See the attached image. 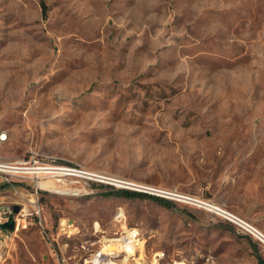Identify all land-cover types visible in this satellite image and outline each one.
I'll return each instance as SVG.
<instances>
[{
    "label": "rangeland",
    "instance_id": "374dc122",
    "mask_svg": "<svg viewBox=\"0 0 264 264\" xmlns=\"http://www.w3.org/2000/svg\"><path fill=\"white\" fill-rule=\"evenodd\" d=\"M2 132L4 159L37 151L214 204L264 232V0H0ZM55 186L40 193L50 239L0 231V264L264 260L206 205ZM16 189L0 183V222L33 199ZM116 190L171 205L106 195ZM131 232L135 256L117 245Z\"/></svg>",
    "mask_w": 264,
    "mask_h": 264
},
{
    "label": "built area",
    "instance_id": "2783aa9c",
    "mask_svg": "<svg viewBox=\"0 0 264 264\" xmlns=\"http://www.w3.org/2000/svg\"><path fill=\"white\" fill-rule=\"evenodd\" d=\"M5 140V132L0 133V143ZM88 181L122 187L132 191L143 192L166 198H182L185 202L197 206H207L208 204L198 199L178 195L172 191L161 190L155 187L118 179L112 176L109 178H102L100 174L99 176H92V173L87 169L56 163L37 151H31L27 156L18 160H7L0 156V183L5 186L12 187L17 194H19V192L16 188L20 187L32 191L31 195L33 196V199L28 201L29 206H25L23 208L19 206L21 218H19L18 215H15L16 218H14V220L16 228H21L22 230L28 229L29 227L38 228L42 235L48 239H50V235L44 226L43 219L41 218L42 209L40 206V193L51 191L49 188L43 187L40 184L42 182H51L54 185L59 186L61 193L71 194L75 190L79 192L80 188L77 185L82 186L83 183H87ZM20 198L22 199V203H24L25 198L23 195H20ZM214 208L216 209V214L235 225L241 233L251 237L255 242L264 247V232L260 228L250 223L243 217L224 208L219 206H215ZM7 221L0 222V224L6 223ZM50 244L54 247L53 242H50Z\"/></svg>",
    "mask_w": 264,
    "mask_h": 264
},
{
    "label": "bare ground",
    "instance_id": "6f19581e",
    "mask_svg": "<svg viewBox=\"0 0 264 264\" xmlns=\"http://www.w3.org/2000/svg\"><path fill=\"white\" fill-rule=\"evenodd\" d=\"M2 133H4V132H2ZM89 172H91V171H89ZM91 173H92V176H99L98 174H96L94 172H91ZM101 177L102 178H107V177H104V176H101ZM40 185L43 186V187L49 188V189H56V186L53 183H51V182H42ZM215 206L216 205L211 204V203L207 204V208L210 209L213 212L216 211V209L214 208ZM135 238H136V233L131 232V233H128L127 236H125L122 239L118 240V244L117 245H118L119 249L121 250V252L128 253L129 256H135V250L137 248V245H139V244H137L138 240L135 239ZM140 248H142V247H140ZM102 251H103V249H102ZM109 251H110V248L108 246H105L104 247V253L108 255ZM98 259H99L98 257H94L93 261H94L95 264H99L100 263L99 262L100 260H98ZM138 259H141V257L138 258ZM111 264H113V263H111ZM153 264H157V260H155L153 262ZM177 264H180V263H177Z\"/></svg>",
    "mask_w": 264,
    "mask_h": 264
},
{
    "label": "trees",
    "instance_id": "16d2710c",
    "mask_svg": "<svg viewBox=\"0 0 264 264\" xmlns=\"http://www.w3.org/2000/svg\"><path fill=\"white\" fill-rule=\"evenodd\" d=\"M107 196H116V197H125V198H137V197H149L155 199V201L164 204L165 206L171 205V202H168L165 199H160L158 197H152L146 194L131 192L126 190H116L106 193ZM260 264H264V260L260 259Z\"/></svg>",
    "mask_w": 264,
    "mask_h": 264
},
{
    "label": "water",
    "instance_id": "95a60500",
    "mask_svg": "<svg viewBox=\"0 0 264 264\" xmlns=\"http://www.w3.org/2000/svg\"><path fill=\"white\" fill-rule=\"evenodd\" d=\"M20 211L19 206H15L13 211L9 215V219L6 223L0 224V231H6V232H14L16 228L15 224V215H17Z\"/></svg>",
    "mask_w": 264,
    "mask_h": 264
}]
</instances>
